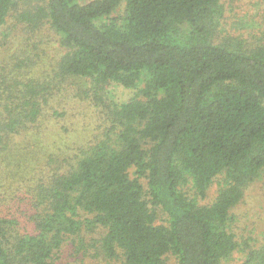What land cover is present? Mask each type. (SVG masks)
<instances>
[{"label":"trees","instance_id":"1","mask_svg":"<svg viewBox=\"0 0 264 264\" xmlns=\"http://www.w3.org/2000/svg\"><path fill=\"white\" fill-rule=\"evenodd\" d=\"M224 8L0 0V28L12 17L29 32L50 30L60 48L50 72L34 73L40 55L27 50L0 64V180L3 164L16 168L24 192L0 182V264H54L66 244L118 264H168V255L221 264L236 251L241 264H264V243L233 227V208L264 173V38L221 35ZM70 76L96 93H135L100 101L101 137L36 149L45 108ZM218 175L222 187L201 204ZM16 197L24 220L6 208Z\"/></svg>","mask_w":264,"mask_h":264},{"label":"rangeland","instance_id":"2","mask_svg":"<svg viewBox=\"0 0 264 264\" xmlns=\"http://www.w3.org/2000/svg\"><path fill=\"white\" fill-rule=\"evenodd\" d=\"M89 0H79L84 3ZM224 14L219 27L222 28V34L226 33L238 36L247 41H252L258 38H264V0H223ZM118 11V10H117ZM116 11V13H117ZM52 36V37H50ZM60 48L54 40L53 33L48 29H39L27 31L21 23H18L12 17H9L6 24L0 28V64H5L11 60V56L21 54L20 51L27 50L25 54L32 53L40 55L39 66L33 72L42 73L44 70L51 71L52 63L58 57ZM135 90L121 91L108 87V91L104 93L95 92L93 83L86 78L78 76H70L58 89H54L50 105L45 108L46 114L44 119L48 120L47 124L43 125V134L38 138V146L42 145L45 149L59 143H70L77 146L81 142L88 139H94L102 136L103 123L99 112L100 101L106 98H114L123 100L131 97ZM57 109L58 114L54 115L51 109ZM53 129V134H50V129ZM45 134V135H44ZM42 149V148H41ZM43 155L46 150H41ZM3 170L2 181L3 186L8 190L9 194L14 192L13 187L19 186L20 174L16 168L1 166ZM15 182L9 185L13 180V172ZM10 174L8 178L6 175ZM223 176L218 175L213 178L211 185L206 191L203 198H198L201 204L211 203L219 189L222 187ZM25 182V179L24 181ZM185 192L194 196L189 184L184 187ZM19 194H24L23 189L19 186ZM13 195V194H12ZM20 199L8 200L7 207L21 219V213L17 211V204ZM234 223L233 227L238 233V238H248L250 241H255L257 244L264 243V173L252 183H249L244 189V195L239 203L233 208ZM166 216L158 213V220L165 221ZM89 237H96V234L89 233ZM87 243H92L90 240ZM88 254L82 255L74 252L70 244H66L60 252L59 258L55 259L54 264H118L108 262L103 257H96L94 247H90ZM243 261L242 253L234 252L232 257L221 264H241ZM168 264H176L175 258L172 255L167 256Z\"/></svg>","mask_w":264,"mask_h":264}]
</instances>
